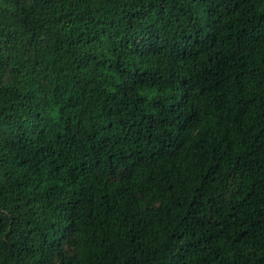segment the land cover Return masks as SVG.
<instances>
[{
    "label": "trees",
    "instance_id": "obj_1",
    "mask_svg": "<svg viewBox=\"0 0 264 264\" xmlns=\"http://www.w3.org/2000/svg\"><path fill=\"white\" fill-rule=\"evenodd\" d=\"M0 264H264V0H0Z\"/></svg>",
    "mask_w": 264,
    "mask_h": 264
}]
</instances>
